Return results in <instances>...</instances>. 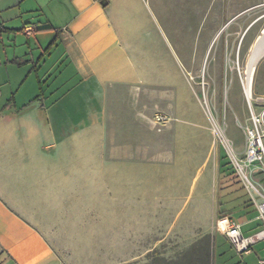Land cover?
Here are the masks:
<instances>
[{
    "label": "crops",
    "instance_id": "0c3cea01",
    "mask_svg": "<svg viewBox=\"0 0 264 264\" xmlns=\"http://www.w3.org/2000/svg\"><path fill=\"white\" fill-rule=\"evenodd\" d=\"M162 5L163 0H0V264H76L65 253L100 250L93 247L100 245L97 239L85 237L110 233L118 221L164 218L177 201L191 150L215 151L211 126L179 130L171 123L182 107L175 101L180 73L164 67L157 20ZM53 46L61 57L50 67L65 68L50 80L45 68ZM259 82L255 87L252 78V97L255 89L264 92V67ZM166 109L170 119L157 129L153 116ZM163 132L173 133L184 163L159 161ZM241 132L234 145L222 140L225 155L245 152ZM222 150L215 152L213 172L230 173L243 187L229 166H221ZM247 171L264 188L263 175ZM197 203L195 221L204 209L209 223L197 226L194 238L198 227L211 231L221 217L239 224L242 234L262 227L248 196L236 202L241 221L218 206L216 192L209 202L204 197ZM157 242L147 240L136 250L150 251L148 245Z\"/></svg>",
    "mask_w": 264,
    "mask_h": 264
},
{
    "label": "rangeland",
    "instance_id": "374dc122",
    "mask_svg": "<svg viewBox=\"0 0 264 264\" xmlns=\"http://www.w3.org/2000/svg\"><path fill=\"white\" fill-rule=\"evenodd\" d=\"M157 20L161 26L159 42L164 49V67L180 73L179 96L175 101L180 100L182 107L172 114L175 119L171 123L179 130L199 131L201 126L205 131V126H211L215 151L208 155L207 148L198 149L196 153L191 150L176 190L177 201L171 203L172 209L164 218L118 221L110 233L85 237L86 240L97 239L100 245L93 247L100 250L65 254L76 264H259V260L264 259V239L254 243L249 253H238L216 230V220L211 231L199 228H204L209 221H206L204 209L198 212L199 219L195 221L194 207L204 197L209 202L216 192L220 202L218 206L231 209L236 220L243 219L235 208L238 200L249 197L246 188L240 187L233 178L229 179V170H226L228 175L225 172L219 175V172H213L212 167L216 150L225 149L221 144L225 137L230 138L234 145L240 141L243 131L246 148L244 122L247 120L249 124L251 111L264 110V92L261 94L255 89L253 97L247 100L243 88L248 70L252 68L251 78H254L255 87L263 74L264 0H212L211 7L209 0H163ZM260 31L263 33L258 41ZM48 42L43 43L44 46ZM51 52L45 68L51 71L50 80L65 68V63L62 69L57 65L50 67L53 60L58 63L57 59L61 57L60 47L53 46ZM164 92L165 96H172V93ZM159 113L170 119L167 109ZM206 131L208 134L209 130ZM171 134L163 132L164 151L159 161L166 166H178L184 163L183 153L176 152ZM188 143L186 151L190 150ZM221 152L223 156L224 151ZM244 155L245 152L239 158L243 160ZM227 156L232 162L230 154ZM238 175L241 179L239 172ZM166 176L165 181L168 180ZM200 206L205 207L204 204ZM254 231L257 229L243 234ZM160 238L163 240L157 242ZM147 240L150 243L154 240L157 244L148 245L154 247L150 251L136 250Z\"/></svg>",
    "mask_w": 264,
    "mask_h": 264
},
{
    "label": "built area",
    "instance_id": "2783aa9c",
    "mask_svg": "<svg viewBox=\"0 0 264 264\" xmlns=\"http://www.w3.org/2000/svg\"><path fill=\"white\" fill-rule=\"evenodd\" d=\"M29 34L32 28L27 26L24 28ZM169 119L162 113H156L153 116V123L157 129L164 126ZM246 148L244 159L230 155L232 165L238 175L241 176L240 181L246 188L250 200L256 207L258 218L262 223V227L250 235H243L240 225L234 223L227 218H219L216 221V228L223 232L225 238L233 246L238 253H248L251 246L257 241L264 239V188L258 186L245 170L251 167V170L258 171L264 177V110L261 112L251 111L249 124L245 128ZM238 171V172H237ZM239 177V175H238ZM264 186V185H263ZM259 264H264V260L260 259Z\"/></svg>",
    "mask_w": 264,
    "mask_h": 264
},
{
    "label": "bare ground",
    "instance_id": "6f19581e",
    "mask_svg": "<svg viewBox=\"0 0 264 264\" xmlns=\"http://www.w3.org/2000/svg\"><path fill=\"white\" fill-rule=\"evenodd\" d=\"M251 71H252V68L246 72V76H245L244 82H243L245 98L247 100H250L252 98V93H251V90H250V86H251V82H252V80H251L252 79L251 78Z\"/></svg>",
    "mask_w": 264,
    "mask_h": 264
},
{
    "label": "trees",
    "instance_id": "16d2710c",
    "mask_svg": "<svg viewBox=\"0 0 264 264\" xmlns=\"http://www.w3.org/2000/svg\"><path fill=\"white\" fill-rule=\"evenodd\" d=\"M220 160H221V162H220L221 166L229 165V167L232 169V173L234 174V176L239 178L238 175L236 174V171H235V169H234V167H233V165H232V163H231V161H230V159L228 158L227 155L224 154L223 156H221Z\"/></svg>",
    "mask_w": 264,
    "mask_h": 264
}]
</instances>
